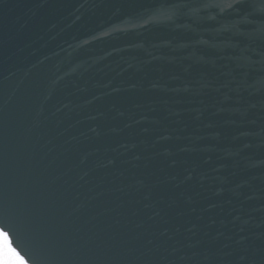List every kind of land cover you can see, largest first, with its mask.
Segmentation results:
<instances>
[{
    "label": "water",
    "instance_id": "95a60500",
    "mask_svg": "<svg viewBox=\"0 0 264 264\" xmlns=\"http://www.w3.org/2000/svg\"><path fill=\"white\" fill-rule=\"evenodd\" d=\"M0 232L26 264H264V0H0Z\"/></svg>",
    "mask_w": 264,
    "mask_h": 264
},
{
    "label": "snow or ice",
    "instance_id": "6c2138e0",
    "mask_svg": "<svg viewBox=\"0 0 264 264\" xmlns=\"http://www.w3.org/2000/svg\"><path fill=\"white\" fill-rule=\"evenodd\" d=\"M0 237L4 239V255L7 258L6 264H26L23 257L19 256V253H16L15 250L11 248L8 243L7 233L0 232Z\"/></svg>",
    "mask_w": 264,
    "mask_h": 264
},
{
    "label": "clouds",
    "instance_id": "9594fccd",
    "mask_svg": "<svg viewBox=\"0 0 264 264\" xmlns=\"http://www.w3.org/2000/svg\"><path fill=\"white\" fill-rule=\"evenodd\" d=\"M0 248L3 249L2 254H0V259H2L4 261V264H6V259L7 258L4 255V239H3V237H0Z\"/></svg>",
    "mask_w": 264,
    "mask_h": 264
}]
</instances>
